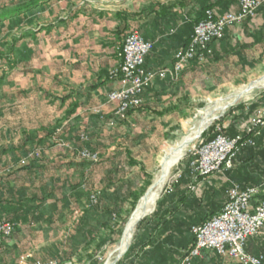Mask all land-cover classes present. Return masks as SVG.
Returning <instances> with one entry per match:
<instances>
[{"label": "crops", "instance_id": "obj_1", "mask_svg": "<svg viewBox=\"0 0 264 264\" xmlns=\"http://www.w3.org/2000/svg\"><path fill=\"white\" fill-rule=\"evenodd\" d=\"M232 4L230 0H54L41 3L17 17L36 10L43 11L44 8L51 9V12L55 10L54 13H42L33 28L25 26L17 35L12 32L7 34L8 41L10 36L17 40L9 56L11 64L0 75V105L7 101L8 106L16 105L20 116L15 119L9 111L8 115L0 114V171L8 173L0 187V220L14 226L12 237L1 244L4 264L12 263L13 258L24 249L37 248L39 242L32 226L43 217L39 207L42 201L32 199L35 195L32 189L37 186L40 173H43L40 170L46 166L35 163L30 172L14 173V169L20 168L18 163L25 155L21 148L23 140L33 136L35 142L51 145L54 139L48 129L52 130L54 123L60 120V128H63L72 121H87L84 116L89 112L88 106L99 104L104 94L119 89L118 81L110 74L119 64L117 49L130 30H137L143 39L154 44L145 58V69L169 68L175 53L188 39L181 34L180 28L195 25L205 9L221 14L233 9ZM161 5L170 6L161 14V19L155 15L147 19L123 16L119 20L117 17L121 13L139 14L145 9H153L157 14ZM263 8L264 5L257 9L253 20L243 21L245 29L238 31L243 40L235 37L234 27H231L225 30L222 40L211 45L210 66L219 67V61L226 62L232 55L234 64L242 68L253 61L252 56L256 58L259 47L264 45H251V34L263 23ZM170 13L173 18L168 17ZM10 20L0 24L5 25ZM254 21L255 25L250 27ZM119 26L124 28L121 35L116 34ZM28 42H33L30 46L35 48L42 44V50L47 53L40 54L37 59L45 60L39 63L35 60L37 65L33 67L24 66L20 59H14L15 52ZM242 45L249 46L241 49ZM3 51L0 49V52ZM238 58L244 62L240 63ZM198 67L201 66L191 65L175 81L155 79L143 92L142 109L132 112L124 123L120 122L125 125L126 121L144 122L147 126L158 128L184 116L190 108L185 101H180V93L198 74ZM10 93L15 95L11 98ZM74 106L76 110L72 113ZM229 134L230 137L235 136L231 132ZM255 145L264 150V131L255 139ZM45 154L48 156L51 153L47 150ZM260 161L256 169L250 166L251 160L241 161L234 165L231 172L216 173L207 179H194L188 167L187 173H184L186 183L180 184L184 172L182 165L180 178L171 194L160 201L156 215L145 225L123 264H179L187 245L193 243L186 224L196 226L202 218L216 215L222 209L226 200L225 191L231 184H238L241 188L260 187V195L264 194V173L258 170L264 169L263 156H260ZM251 176L260 181L258 186L252 185ZM260 195L257 200H261ZM39 234L42 235V232L39 231ZM245 252L264 257V233L249 238ZM192 264L236 263L219 257L213 251H202Z\"/></svg>", "mask_w": 264, "mask_h": 264}, {"label": "rangeland", "instance_id": "obj_2", "mask_svg": "<svg viewBox=\"0 0 264 264\" xmlns=\"http://www.w3.org/2000/svg\"><path fill=\"white\" fill-rule=\"evenodd\" d=\"M26 1L28 0H0V11L8 10L16 4ZM230 1L232 3V0ZM232 5L234 6V4ZM47 9L44 8L43 11L36 10L6 22L0 28V49L3 50L4 46L9 43L7 40L9 32L17 35L20 32L19 30L25 26H32L33 28L42 13L51 12V9ZM54 11L51 13H54ZM254 25L255 21L250 23V27ZM245 26L246 24L243 25L242 22L239 26L234 27L233 33L236 38H240L238 31L241 28L245 29ZM132 31L138 32L133 29L128 33ZM32 43L28 42L27 45L14 54V59L16 61L20 59L22 65L27 67L37 65L35 60H38V63L39 61L43 62L44 58L41 60L40 57L38 59L37 57L40 54H47L42 50V44L35 48L30 46ZM235 49H237L235 50L237 52L238 47L236 46ZM240 59V63H243L244 60ZM210 60L198 67V74L192 77L190 85L183 88L180 93V97H182L180 101H185L190 110L184 116H180L177 120H173L172 123L163 127L153 128L150 125L147 126L144 122L137 123L136 121H126V125L121 123L120 121H125L127 117L124 120L117 118L116 106L108 103V95L113 92L111 91L104 94L99 104L88 106L89 112H86L87 116H84L87 121H72L67 126L60 128L61 124L58 120L53 124L52 130L48 129L53 134L54 141H52V144L49 146L39 144L31 154L23 155L18 163L20 168L14 169V173L24 171L22 169L31 163L46 166L40 170L43 173L42 175L40 173V179L36 182L37 186L32 189V192H35L33 198L38 199L40 202L42 198L47 197V200L39 205L43 216L40 219L41 221L39 220L37 225L32 226L36 233L34 234L35 238L38 239L39 243L36 244L37 248L33 250H22L13 258L10 264H35L37 261H54L56 264H112L118 256L114 252L120 244L125 226L140 200L154 184L167 153L174 151L186 136L197 129L205 115L210 113L209 117L212 121L187 146L182 159L171 169L152 211L141 220H144V222L140 228H138V225L135 227L128 246L129 249L144 230L145 222L152 217L156 205L160 204V201L168 194H171L167 193V187L173 188L176 184L173 181L177 173H180L181 166L190 159L191 151L198 145L199 141L212 136L216 127L225 128L227 135L229 132L233 135L239 134L256 109L264 105V87L253 89L236 99L249 86L264 77V47H259L256 58L252 56L253 63L249 62L250 64L248 63L246 67L242 68H238L234 64L232 55L226 62L219 61V67L210 66ZM234 60L237 61V59ZM0 66L2 69L0 75H2L7 70L8 64L4 60H0ZM179 78L180 76L173 80ZM14 95L10 93L11 98ZM11 102L14 103V101ZM7 103L8 101L0 105V114L3 113L4 115L6 113L8 115L9 111L17 119L20 116L17 113V106H8ZM240 105L244 115H238V106ZM75 110L76 106L73 107L72 113ZM236 115L238 116L236 117ZM56 128L58 129L56 130ZM66 129L67 131H65ZM47 150L51 153L48 156L45 154ZM117 151L124 154L119 159L120 163L121 160L128 161L130 159L136 163V166L129 169L126 165H119L118 161L117 164L121 168L117 167L118 176L113 177V170H110L111 173H107L110 165L106 162V159L113 158V154ZM84 153L86 156H82ZM7 175V171H0L1 182ZM137 176H142V182L135 184L134 189L141 188L139 192L143 191V193L140 195L135 207L131 206L130 200L123 204V211L126 214H123L122 218L124 217L126 221L119 234L113 230L114 234L111 233L112 242L101 248L100 245L92 244L85 250L71 253L69 239L74 236L76 225L80 222L83 213L91 207L102 209L104 203H99V197L103 193H112L117 187L115 184L126 181V179L135 178L136 180ZM145 176L149 178L147 187L142 186L144 179H146ZM107 177L111 178L109 182ZM39 231L42 232V235L39 234ZM29 236L31 237V234ZM125 254L121 259L124 258ZM2 256L3 249L1 247L0 264H4ZM123 263L124 261L121 262V264Z\"/></svg>", "mask_w": 264, "mask_h": 264}, {"label": "built area", "instance_id": "obj_3", "mask_svg": "<svg viewBox=\"0 0 264 264\" xmlns=\"http://www.w3.org/2000/svg\"><path fill=\"white\" fill-rule=\"evenodd\" d=\"M232 2L234 8L222 14L211 9L205 11L194 25L189 42L175 53L169 68L145 69V58L154 44L143 39L136 31L125 36L117 49L119 64L110 74L118 81L120 89L108 95V103L116 106L119 120L126 119L128 111L141 106L143 92L155 79L173 80L193 64H206L212 56L211 45L222 40L225 30L239 26L246 19H254L257 9L264 5V0ZM262 131L264 105L256 109L241 132L234 137L228 136L225 128L216 127L212 137L200 140L191 151V175L194 179H207L213 174L229 171L241 150L255 146V139ZM179 178L180 173H177L173 183H177ZM166 191L171 193L172 187H167ZM259 195L260 187L241 188L238 184H231L225 191L226 200L222 209L204 223L191 227L193 244L179 264H192L202 251H213L236 264H264L263 256H252L245 252L246 241L264 233V200H257ZM13 232L11 223L0 220V249L2 242L9 239ZM35 264L56 262L37 261Z\"/></svg>", "mask_w": 264, "mask_h": 264}, {"label": "trees", "instance_id": "obj_4", "mask_svg": "<svg viewBox=\"0 0 264 264\" xmlns=\"http://www.w3.org/2000/svg\"><path fill=\"white\" fill-rule=\"evenodd\" d=\"M50 1H54V0H28L26 2L16 4L15 6L9 8L8 10H2V11H0V23L6 21L8 19L17 18V17L35 9L41 3H46V2H50ZM169 9H170V6L161 5V6H159V13H157V14H155V11H153V9H145V10L141 11V13H139V14L121 13V14H118L117 17L119 20H121L123 16H126V18L138 17V18H144V19L146 18L147 19L150 16L155 15V17H159L161 19V17H163L161 14L163 12H166ZM206 10H208V9H205L202 11V17L204 16V13ZM168 17L173 18L174 15H172L170 13V15H168ZM1 27H3V24H0V28ZM193 27H194V25H185V26L180 28L181 34L188 36L186 44L189 42V40L191 38V35L193 32ZM123 31H124L123 26H121V27L119 26L116 34L121 35V33ZM251 38L253 39V44H251V45H254V44L264 45V8H263V23L261 26H259L257 28V30L252 32ZM16 40L17 39L14 36H10L9 37V43L5 45L4 51L0 52V60H4V62L6 64H11L9 56H10V53L13 49V46H14ZM248 46L242 45V46H240V48L242 49V48H245ZM140 109H142V105L136 110H140ZM136 110L128 111L127 116H129L132 112H134ZM239 114L244 115V111H243L241 105L238 106V115ZM238 115H236V117ZM122 122L124 123V121H122ZM210 137H212V136L205 138V140H208ZM38 145H39V141L35 142L34 137L29 136L23 140L21 148L25 152V155H29V154H31L33 149H35V147ZM123 155H124L123 152L117 151V152H115V154H113V156H114L113 158L111 157V158L106 159V162L111 167V169L109 167V170L107 171L108 174L111 173L110 170H113V175H114L113 177H115L118 173L117 167H120L119 165H121V166L126 165L129 169L136 166V163L130 159L128 161H122L121 160V163H120L119 159H121ZM260 156H263V158H264V150L263 151L260 150L259 147L256 145L253 147H248V148L241 150V152L235 158V160L233 162V167L231 170H229V172H231L234 169V165L240 163L241 161L244 163V161H250L251 160L252 165H250V166H252L254 169L258 168L260 166V162H261ZM243 157H245L244 160H243ZM118 161L120 163L119 165L117 164ZM33 166H35V163H31L29 166L25 167L22 170L30 172V170H32ZM183 167H184V170H183L184 172L181 176V183L179 182L180 184L186 183L184 173H187V171H188L187 168L189 167V160L186 163H184ZM258 170L260 171V173L261 172H262V174L264 173V169H258ZM145 177H146V179H144L145 181L143 182L142 186L147 187L149 185V178H148V176H145ZM251 178L253 181L252 185L258 186L259 180L258 179L254 180L255 176L254 177L251 176ZM109 179H111V178L107 177L108 182L110 181ZM138 182H142V176L141 177L137 176L136 180H135V178L126 179V181H123L117 185L115 184V186H117V187L112 193L107 194L105 192V193H103V195H101L99 197V203H102V202L104 203V206L102 207V209H99L97 207H91V208H88L83 213V216H82L80 222L76 225L74 236H72L69 239V243H70L69 247H70L71 253H77L79 250H85L92 244H97L98 246L100 245V248H101L102 246H105V245L110 244L112 242L111 233L114 234V232L117 231L119 234L121 227H123V225L125 224V221H126L124 219V217L122 218L123 214H126L125 211H123V207H122L123 204L125 202H127V200H130L131 206L135 207L140 195L143 193V191L139 192V190L141 188L140 189H134L136 187L135 184H137ZM1 183H0V187H1ZM260 198H261V200H264V194L260 195ZM32 199L34 201H39L38 199H35V198H32ZM46 200H47V197L42 198L43 203ZM224 203L222 204V207H223ZM158 206H159V203L156 205V208L152 214V217L154 215H156V212L158 210ZM152 217L150 219H152ZM150 219L145 222V225H146V223H148L150 221ZM207 219L208 218H205V217L202 218L200 220L201 222L198 223V225L204 223ZM122 220H123V222H121ZM143 222H144V220L138 224V228H140L142 226ZM145 225L143 227H145ZM192 226H195V225L193 223L192 224L191 223L186 224V231L188 233H190V229ZM113 230H114V232H113ZM191 243L189 245H187V247H186L184 253L182 254L180 260H182L183 257L188 252L189 248L193 244V243L192 244ZM132 245L133 244H131V246L129 247L124 258H122L117 264H121V262H123L126 258H128L129 254L131 252V249H132ZM160 253L161 252H159V254Z\"/></svg>", "mask_w": 264, "mask_h": 264}, {"label": "bare ground", "instance_id": "obj_5", "mask_svg": "<svg viewBox=\"0 0 264 264\" xmlns=\"http://www.w3.org/2000/svg\"><path fill=\"white\" fill-rule=\"evenodd\" d=\"M264 87V77L260 80L256 81L251 85L250 88H247V92L245 90L239 94L236 99H239L242 95L250 92L253 89H259ZM245 92V93H244ZM225 106V105H224ZM229 106V105H228ZM226 107V106H225ZM210 114V113H209ZM209 114H206L203 118L202 122L199 124L197 129L192 131L188 136H186L179 146L172 152H168L166 158L161 164L160 173L156 177L154 184L149 189L147 194L140 200L137 205L135 211L131 215L127 225L125 226L123 236L121 238L120 244L115 248L114 254H123L127 247L129 246L130 240L132 238L133 231L137 226V222L145 215L149 214L155 202L161 192L163 185L165 184L171 169L182 159L183 154L187 148V146L197 137L200 133L208 126V124L212 121L209 117ZM109 264V263H108Z\"/></svg>", "mask_w": 264, "mask_h": 264}, {"label": "water", "instance_id": "obj_6", "mask_svg": "<svg viewBox=\"0 0 264 264\" xmlns=\"http://www.w3.org/2000/svg\"><path fill=\"white\" fill-rule=\"evenodd\" d=\"M251 86H249L248 88H250ZM248 90H246L245 92H247ZM244 92V93H245ZM146 216V215H145ZM145 216H143L138 222H137V225H138V223L145 217ZM127 249H128V247H127ZM127 249L125 250V252L127 251ZM125 252L123 253V254H119L117 257H116V259H115V261L112 263V264H115L116 262H118L120 259H121V257L125 254Z\"/></svg>", "mask_w": 264, "mask_h": 264}]
</instances>
